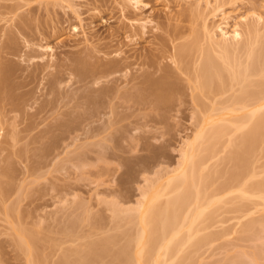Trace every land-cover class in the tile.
<instances>
[{
	"label": "rangeland",
	"instance_id": "374dc122",
	"mask_svg": "<svg viewBox=\"0 0 264 264\" xmlns=\"http://www.w3.org/2000/svg\"><path fill=\"white\" fill-rule=\"evenodd\" d=\"M136 1L0 0V41L8 38L21 50L20 57L1 52L3 60L19 63L24 76L43 70L25 87L28 93L24 99L31 101L25 115L20 114L23 118L18 113L0 115V264H58L63 257V264H121L126 249H130L125 252L130 255L129 261L132 259L130 264H152L148 257L152 254L142 259V245L133 243L142 232L139 219L143 212L155 202L163 206L171 196L167 183L180 172L187 143L201 126H229L247 115L246 111L217 110L211 115L207 111L213 102L217 108L223 107L242 86L231 88L226 81L225 90L221 89L224 84L219 88L217 83L218 88H213L219 93H202L196 81L179 69L172 81L173 90L164 99H139L135 89L119 83L114 86L117 96L97 111L89 112L76 103L85 90L78 89L80 84L69 76L66 60L111 38L120 42L122 52L158 49L157 61L168 68H174V46L193 43L187 55L191 60L186 57L190 68L201 45L208 48L204 27L219 39L216 26L220 22L229 21L231 26L243 16L246 21L239 23L241 31L253 37L256 33L260 38L254 37V41L245 34L242 41L252 39L264 54V0H140L138 5ZM133 25L145 27V33L133 37L126 30ZM191 33L198 35L194 36L198 43ZM30 50L35 58L25 56ZM252 79L256 85L250 87V82L247 86L256 90L259 77ZM53 82L58 93L43 96L47 84ZM124 94L133 95V102L125 101ZM45 97L55 100L48 106L51 110L47 107L49 112L33 115ZM35 98L37 102L33 103ZM60 124L67 127H54ZM28 126L36 128L27 130ZM246 127L250 126L229 127V134L215 138V143L211 138L216 147L207 146L211 154H206L209 159L201 171L206 196H214L212 209L208 207L207 211L211 218L208 215L205 223L211 221L208 226L201 222L200 234L206 236L201 243L184 245L177 258L170 259L176 264H264V193H260L264 188L255 190L256 184L264 183V121L251 141L256 142L245 147L239 137ZM243 155L250 161V169H255L247 177L251 181L245 179L248 189L254 187L245 198L240 194L244 178L237 177L235 171L239 162L240 166L244 164ZM148 237L149 232L145 240ZM127 242L132 244H128L129 249ZM90 244L95 245L88 255L93 256L92 263L87 257L89 262L83 257L79 263L80 257L76 258L74 252L89 246L91 249Z\"/></svg>",
	"mask_w": 264,
	"mask_h": 264
},
{
	"label": "bare ground",
	"instance_id": "6f19581e",
	"mask_svg": "<svg viewBox=\"0 0 264 264\" xmlns=\"http://www.w3.org/2000/svg\"><path fill=\"white\" fill-rule=\"evenodd\" d=\"M138 3H140V0L136 1L137 5ZM258 18H260V16ZM242 21L243 22L246 21V18L243 16L239 18V21H237L236 19V22L233 23L231 26H230L231 23H229V21L220 22V24L216 26V31L217 30L220 31L221 34V37L219 39H215V35H214L215 32L214 33L212 32V34H210L211 31L209 32V29H207V27H204V31L207 32L205 34L208 35L206 36V39L208 38L207 42L209 43L208 48L206 47L207 45H205V48H203V45H201L202 48L199 50L197 49L200 53V54L197 53L199 56L198 57L196 56L197 58L195 61L194 60H192L191 62L189 61L190 63L194 61L192 63L194 64L193 68L191 66L192 64L190 65V68L187 66L188 60H186L187 55L191 53L190 52L191 49L193 50L194 45L191 42H190L191 44L187 43L179 46H174L171 57L172 62L174 64V68H168L167 66H163L160 62L157 61L156 58H158L159 55L158 49H152L153 50L152 52L146 51L145 53L144 52L138 53L136 50L133 51V53H130L131 51L122 52L120 48L121 47L120 42L117 41L115 38L109 39L108 42L98 43V45L93 49L81 50L79 52H76L71 57H68V59L66 60L65 65L69 70V76L73 77L74 83L80 84L78 86V89L85 90V94L82 95L78 100H76V103H79L80 106H86L89 112L97 111L103 104L111 102L114 96L115 97L117 96V94L114 93V86L119 83L120 84L124 83L125 87L129 90L135 89L138 93L137 97L139 99L145 98V96L146 97L154 96L164 99V96L173 90L172 81L175 78V75H177L176 70L178 69L179 71L182 70L181 72H183L184 75L188 76L189 79H194L197 84V85L195 84V86H197V88L199 87L198 89L202 90V93L203 90L204 91L206 90L205 92L207 91L211 92L212 90L214 91V88L216 86L221 85L218 86L219 88H221L223 84H224L223 88L221 89L225 90L224 88L226 81H227L226 84L230 83V85L227 86H231V85L242 86L240 87V91H237L238 90L237 89L236 90L237 92L235 91L236 94L233 93V96H230L232 98H228L229 100L227 99L228 100L227 102H225L226 100L224 101V104H222L223 107L217 108L215 106L216 103L213 102L207 111L210 115L216 112L217 110L226 111L228 113H233V112L235 113L237 111H246L247 115H245V117L243 116V118H241L242 119L241 121L237 120L238 122L237 121L232 122L230 123L231 125L228 123L229 126L223 123L222 124L209 123L207 126H203V127L201 126V128L197 132H195L192 141L187 143L185 157L180 172L175 177H172L167 183L166 190L172 191V192L170 191L172 193L171 196H169L170 198L169 197L167 198L168 200H166L164 204H162L163 206H160V204H156V202L151 204L140 217L139 223L142 226L141 229L142 232L139 234V236L136 239H134V241L136 240L135 242H133V239H130L131 241L130 240L129 241L131 243L133 242L135 245L136 244L142 245V248L140 249L139 252L141 258L144 259L146 257V259H148V257H150V259H152L151 260L152 264H169V262L172 259L174 260L176 255H178V253L181 252V249L184 247V245L186 246L191 242L194 244L195 242L201 243V241H203L201 240V238L206 237L201 235L202 234L201 225L203 223L202 226L205 225L208 226V224L210 223L209 221H211L208 219V224L205 223L206 217H208V215L209 218H211L210 217L211 214H208L207 211H209L208 207L209 208L210 206L212 207V202L214 203V198H213L214 196H212L213 199L212 198L208 199V195L206 196L207 189L205 188L206 190H203L205 186H203L202 188V184L205 182H203L202 180L203 174L201 175V173L203 172L202 171L204 169L203 167L207 165L206 164L207 159H209L208 154H211L207 152L208 147L211 146L210 148L213 149L216 147V146L214 147L213 144L216 141L215 138L219 139L224 134L225 135L226 133L229 134V127L231 128V126L233 125L234 127H236V129L237 128L240 129L242 128V126H250L249 128L246 127L247 130L244 133H242V137L241 136L239 137V143L241 146H245V147L248 146L249 144L252 145L256 141H253V143H251V141L256 139L255 138L256 132L257 130L260 131L261 128L260 129L258 128L264 121L263 120L264 118V54L260 52L258 46H256L254 43L255 41L254 37H257V34L251 30L254 33V37H253V34H251L250 32L248 34V31L245 33L244 31L243 32L241 31V25L239 23ZM229 27L231 29H229ZM144 28L145 27L138 28L133 25V29L127 28L126 30H130L131 33H133V37H134L137 34L145 33ZM248 28L249 29L247 30L250 31L251 28L249 26ZM258 31L259 30L257 29V32ZM192 33L191 35L193 36L191 37L197 35ZM243 35H245L246 37L249 36V38H252L254 41L248 38L247 39L245 38L246 40V41L244 40L245 42L242 41L244 37ZM195 39L198 38L194 37V41ZM261 40L262 39H260V43H262ZM258 41L256 42V44L257 43L260 44ZM196 46L198 47V45ZM1 52H5L6 55L20 57L21 50L17 49V47L14 45V42L12 40H9L8 38H6L4 41H0V115L3 114L2 116L4 115L7 116V114L9 113H14V114L18 113V115L24 113L23 115H25L24 112L25 107L29 105L31 101V99H24V96L27 95L28 93L27 91H25V87L34 83L35 77L39 76L41 72H43V70L40 69L39 72L34 71L32 74L24 76L22 66L19 63L12 64L11 60L9 59L4 61L3 60L4 55H1ZM100 53L102 54L98 55ZM25 56L28 58H35L36 54L33 50H30V51H25ZM188 59L191 60V58ZM185 61L186 64H184ZM183 65H185L184 67H186V70L184 67H182ZM34 66L35 67L39 66L38 62L34 63ZM182 68H184V70ZM170 69L171 70L174 69L173 72L175 71L174 72L175 74ZM123 71H126V73H123ZM57 75H60V73L58 72ZM257 76L259 77V80H257L258 81L257 88L255 87L256 90L254 88H253L254 90H252L250 87L253 86L256 83V81L252 82L251 80H253L252 79L253 77H257ZM29 77L30 80H27V78ZM249 83L252 85H249ZM247 85H249L250 87H248ZM233 86H231V88ZM56 88L57 87L55 82L51 84H47L46 92L44 93L43 96L49 97L51 96V94L56 95V93H58L56 92L58 91L56 90ZM217 93H219V91ZM49 99L48 98L46 99L45 97V100L36 107V111L33 115L38 116L43 112L45 113L47 110L46 108L48 106L50 107L53 106L55 100H53V98L50 100ZM34 100L35 101L33 103H36L37 102L36 98ZM124 100L132 103L133 95L131 94L125 95ZM50 107H48V109H50ZM111 109L113 108H110V110ZM47 112L49 111L47 110ZM1 121L2 120H0V122ZM239 121L241 124L239 123ZM31 127L33 128L35 126H28L27 130L31 129ZM54 127L59 128V127H67V126H65L64 124H60ZM54 127L52 126V128ZM2 129L3 127L2 125H0V131ZM211 138L214 139L211 140ZM210 140L212 142L213 140L215 141L211 144ZM218 141L216 142V144L219 143ZM206 143L207 145H205ZM235 143H233V145ZM200 145H202V147L203 145L208 147L207 148L203 147V149H201ZM251 145L249 147H251ZM199 148L205 151L207 149V151L205 153L201 152V150L200 151L198 150ZM247 150L251 151V149L249 150V148ZM245 155L243 156L245 157ZM244 159L245 162H247L248 159H246V157ZM245 162H241L245 164V165L243 164L242 166L239 165L240 162L239 163L236 162V164L238 163L239 167L238 165L236 168L234 167L236 169L235 171L237 172L236 176L243 177L244 178L243 180L245 181V182L243 181V185L241 184L242 181L241 182L238 181L240 182L239 184H241L243 187L242 189H240V191L242 190V193L240 194L242 196L244 195L243 196L244 198L246 197L245 195L248 194V191L254 189V187L253 188L251 187L252 189H248V183L251 178L248 179L247 177L251 174V171H255V169L254 170L250 169L253 168L248 163L250 161L247 162L249 167H247V164ZM252 173L255 174V172ZM245 179L248 181V183L246 182ZM232 183H235V181L234 182L232 181ZM232 183L231 184L228 183L229 186L232 185ZM239 186L237 183L236 187ZM259 188L263 189L264 183L263 184L259 183L255 185V190ZM263 191L262 192L259 191V192L263 195L264 193ZM256 192L258 193V195H261L258 191ZM209 196L211 195L209 194ZM237 202H234L233 204ZM237 204H240V202ZM185 207L189 211L187 209L185 210ZM184 211L185 212L188 211V212L185 214ZM147 232H149V237L145 240V234ZM151 242L155 243L156 246L155 244H151ZM131 243L127 242V245L129 244L131 246L132 245ZM197 243L195 244L196 246L198 245ZM90 245H91V249L90 246L85 249L87 251L90 250L89 253L87 252L88 254L87 253L84 254L85 250L80 251L81 253L79 251L74 252L75 256L77 255L76 258L80 257L79 263H82L81 258L83 257L85 260L87 258L91 259V257H93L92 255L89 257L88 255L93 253V246L95 245L93 244ZM127 245L126 247L124 246L122 247L124 248L123 250H121L122 252H124V250L127 248ZM129 245H128V249L130 248ZM153 245L156 247V249H152L154 247ZM97 246H101V245L98 244ZM128 251L127 249L125 250V252ZM152 251L154 252L151 253ZM125 252H124L125 260L123 259L124 260L123 262L121 260V264H130V261L132 259L129 257L130 258L129 261L128 256L130 255L129 253L127 254ZM147 254L148 255L152 254V255L147 257L146 256ZM61 259L59 260V262L56 263L63 264L64 262H66L65 257H63L62 260ZM73 259L74 258H72V260ZM87 260L86 262H89ZM90 262L92 263V259ZM172 262L173 261H171V263ZM175 262L177 261H174L172 264H174ZM137 264H141V263H137Z\"/></svg>",
	"mask_w": 264,
	"mask_h": 264
}]
</instances>
